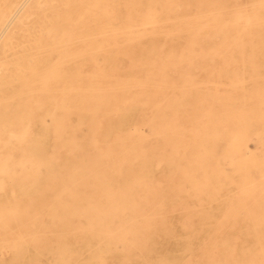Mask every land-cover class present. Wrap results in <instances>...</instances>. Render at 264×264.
<instances>
[{
  "label": "rangeland",
  "instance_id": "1",
  "mask_svg": "<svg viewBox=\"0 0 264 264\" xmlns=\"http://www.w3.org/2000/svg\"><path fill=\"white\" fill-rule=\"evenodd\" d=\"M217 1L225 5L229 18L228 13L236 10L249 14L253 3L263 0H180V14L188 20L201 4L202 21L211 23V7ZM186 4L192 7L186 8ZM219 31L209 25L193 42L188 30L178 37L150 33L141 42L123 44L130 53L117 57L121 74L126 77L140 71L137 77L146 73L149 78L156 70L152 86L148 81L147 104L136 102L119 113L101 116L104 124L125 132L130 131V123L141 122L131 135L133 170L128 175H113L98 188L85 187L76 168L94 158L92 148L86 144L83 153L58 152V167L48 172L41 167V176L30 186L33 199L22 205L25 216L5 232L0 264H67L57 259L65 258L69 243L77 245L75 249L82 247L73 241L74 228L87 223L81 210L90 206L81 195L97 199L106 191L127 190L132 202L125 215L152 219L139 228L143 236L152 231L178 234L179 240L168 237L163 243V238L153 237L145 246L166 248L161 251L166 264H177L186 249L196 259L202 248L232 246L233 257L229 254L225 264H264V26H250L241 37H236L240 31L235 28ZM226 34L228 39L223 38ZM156 64L162 69H154ZM160 102L165 106L158 107ZM91 119L89 113L80 124L72 118L73 126L80 125L79 140L90 135ZM155 120L177 123L179 136L167 133L166 127L155 129ZM195 129L208 132L195 138ZM138 138L145 153L143 163L135 157ZM239 138L245 140V146L239 144ZM51 211L65 215L62 224L47 217ZM157 216L161 218L154 219ZM34 218H39V226L33 225ZM56 226L63 227L61 238L53 235ZM187 235L191 238L186 239ZM117 247L119 251L125 248L122 244ZM164 256L154 253L153 259L160 262Z\"/></svg>",
  "mask_w": 264,
  "mask_h": 264
},
{
  "label": "bare ground",
  "instance_id": "2",
  "mask_svg": "<svg viewBox=\"0 0 264 264\" xmlns=\"http://www.w3.org/2000/svg\"><path fill=\"white\" fill-rule=\"evenodd\" d=\"M214 4L209 23L202 21L205 12L201 4L198 13L185 20L180 14V0H0V251L5 232L11 230L14 221L25 216L22 205L33 199L29 190L41 176V167L45 172L58 167V152L83 153L86 144L92 148L94 158L76 168L85 187L98 188L107 179H113V175H128L133 170L131 135L141 122L130 123L131 134L129 130L120 131L104 124L101 116L119 113L136 102L147 104L148 81L152 86L156 70L147 72L149 78L146 73L137 77L140 71L126 77L121 74L117 57L130 53L124 45L141 42L150 33L178 37L189 30V40L193 42L209 25L217 27L219 32L235 28L240 31L236 37H241L250 26H264V0L253 3L249 14L236 10L228 13L229 18L225 17L227 8L222 2ZM156 68L160 70L162 65L156 64ZM210 108L209 105L206 110L208 116ZM87 113L92 117L90 135L82 141L77 138V132ZM73 117L77 118V126L71 124ZM153 123L155 129L166 127L167 133L179 136L177 123L159 120ZM207 132L197 129L195 138ZM241 139H238L240 145L245 143ZM134 150L136 161L143 163L141 139L136 140ZM100 195L97 199L81 195L90 207L81 210L87 223L74 228L73 241L82 247L75 249L77 245L67 244L65 258L57 260L67 264H87L89 260L95 264H133L134 260L166 264L167 257L161 252L166 248L145 246L153 237L179 240L178 234L152 231L145 237L139 228L152 219L125 215L132 202L128 190ZM62 199V195L57 197L59 203ZM50 213L47 217L53 223H63L65 215ZM38 219L34 218V226L40 225ZM62 228L56 226L53 235L61 238ZM94 242L97 244L92 247ZM118 244L125 248L119 251ZM202 249L196 259L191 249H186L177 264H225L228 255L233 257L235 251L234 246ZM154 253L164 256L160 262L153 259Z\"/></svg>",
  "mask_w": 264,
  "mask_h": 264
}]
</instances>
